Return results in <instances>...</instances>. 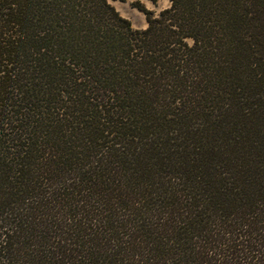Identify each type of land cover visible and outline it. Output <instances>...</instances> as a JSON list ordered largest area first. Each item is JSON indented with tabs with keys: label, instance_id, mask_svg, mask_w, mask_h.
Here are the masks:
<instances>
[{
	"label": "trees",
	"instance_id": "16d2710c",
	"mask_svg": "<svg viewBox=\"0 0 264 264\" xmlns=\"http://www.w3.org/2000/svg\"><path fill=\"white\" fill-rule=\"evenodd\" d=\"M109 1L0 0V264H264V0Z\"/></svg>",
	"mask_w": 264,
	"mask_h": 264
},
{
	"label": "rangeland",
	"instance_id": "374dc122",
	"mask_svg": "<svg viewBox=\"0 0 264 264\" xmlns=\"http://www.w3.org/2000/svg\"><path fill=\"white\" fill-rule=\"evenodd\" d=\"M135 0H129L127 2L109 1L110 5L118 12V14L129 21L131 27L135 30H143L147 24L142 12L131 6V3ZM140 4L149 11L157 14L159 11L167 8L169 3L166 0H158L156 4H152L148 0H140Z\"/></svg>",
	"mask_w": 264,
	"mask_h": 264
}]
</instances>
